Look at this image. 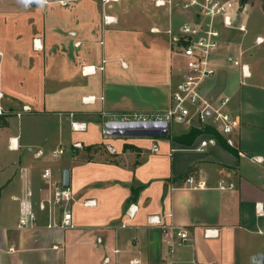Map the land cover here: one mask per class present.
<instances>
[{"label": "crops", "instance_id": "crops-1", "mask_svg": "<svg viewBox=\"0 0 264 264\" xmlns=\"http://www.w3.org/2000/svg\"><path fill=\"white\" fill-rule=\"evenodd\" d=\"M121 1L0 0V105L7 112L0 131L17 153L11 167L0 164V177L6 175L0 179V264H162L171 236L148 219L169 214L190 232L167 258L171 264H253L264 254V83L253 79L264 82V74L250 60L242 62L251 72L244 79L224 44L213 57L217 73L201 92L212 102L231 99L241 122L233 148L218 140L198 152L210 138L203 134L189 145L166 137L107 136L111 115L169 110L185 73V60L172 52L165 31L186 15L142 0L132 18L124 7L116 9ZM104 15L114 22L105 25ZM132 24L140 30L120 32ZM26 106L31 112L23 114ZM12 119L26 129L15 133ZM75 122L86 128L74 131ZM175 122L184 132L173 135L171 123V137L199 128L192 120ZM65 142L71 155L53 159ZM46 169L60 181L69 170L76 200L95 204L72 208V229H46L47 214L38 213L35 228L18 230L25 188L34 191L36 204L49 196L41 177ZM189 177L206 188L190 190ZM220 180L234 189L217 190ZM132 205L137 211L128 220Z\"/></svg>", "mask_w": 264, "mask_h": 264}, {"label": "built area", "instance_id": "built-area-1", "mask_svg": "<svg viewBox=\"0 0 264 264\" xmlns=\"http://www.w3.org/2000/svg\"><path fill=\"white\" fill-rule=\"evenodd\" d=\"M102 1L104 4H109L118 0ZM154 4L158 8H167L169 12L177 10L188 15V20L183 21L179 26H175L172 22L165 31L169 37L172 52L185 60V73L173 92L172 107L166 112L158 114L111 115L108 117V121H165L171 124L175 121L192 120L197 123L199 128H212L223 138L227 146L235 147L234 134L239 130L241 122L239 117L230 110L231 99L222 97L218 102H212L203 96L201 86L205 80L213 78L217 73L213 57L223 47L222 36L225 30L247 33L244 24L237 26L241 2L239 0H154ZM103 22L105 25H110L114 22V18L104 15ZM151 31L159 33L160 29L154 28ZM256 44L263 45L264 38L258 37ZM242 55L240 53L237 58L231 57L230 61L235 66H240L244 79H249L251 72L249 66L241 62ZM84 72H95V68H84ZM1 97L2 95H0ZM84 100L87 101L88 99ZM29 112H31V108L27 106L23 108V114ZM104 115L107 116V114ZM5 116H7V112L0 105V118ZM16 116L21 117L22 113H18ZM72 128L74 131H81L86 128V125L75 122L72 123ZM203 135L210 138L201 141L200 145L195 148L198 152H203L218 142V138L213 134L204 133ZM73 146L79 147L80 144L75 143ZM13 147L14 140H11L10 148ZM65 151V148L60 146L51 154V157L53 159L60 158L65 154ZM36 155L41 157L43 154L38 152ZM22 174H25V170L22 171ZM41 177L49 188V196L36 204L34 191L29 187L25 188L22 196L18 198L17 229L35 228L39 220L38 213L47 214L46 229L67 230L74 228L72 208L76 205L91 206L95 204V201L82 203L77 201L71 188H64L62 181L54 178L49 169L44 170ZM186 183L190 190L206 188L204 182H197L193 177H189ZM216 189L230 191L234 189V185L225 180H220ZM136 211V206L129 207L127 210L128 220L134 218ZM171 218L172 214L164 217L151 216L148 219L151 226L166 230L171 236L167 257L162 264H171L169 260L173 257L175 249L190 239V232L186 228L173 224L170 221ZM122 227L125 228L126 224H123ZM206 235L209 237L216 236L217 231L207 230ZM168 257L169 260H167Z\"/></svg>", "mask_w": 264, "mask_h": 264}, {"label": "rangeland", "instance_id": "rangeland-1", "mask_svg": "<svg viewBox=\"0 0 264 264\" xmlns=\"http://www.w3.org/2000/svg\"><path fill=\"white\" fill-rule=\"evenodd\" d=\"M141 1L142 0H122L121 3L116 6V9L122 10V7H124V9L128 13L132 14L131 17L135 18V6ZM239 1L241 2V8L237 17V26L244 24L246 26L247 33H242L237 30H225L222 36V43L225 47H229L230 51L229 54L227 53L228 56H234L237 58V51H243L244 56L243 59L241 58V62L250 60L257 61L259 71L264 74V44H256V40L258 37L264 38V0ZM185 15L187 17L186 20H188V15ZM185 15L181 14V17L185 19ZM138 27H135L132 24V26L130 27L127 26L125 29L122 28L120 32L133 33L140 30V27ZM143 30L147 32L149 31L147 25ZM235 68L241 70L240 66H235ZM253 80L257 83H264L260 78L257 79V76L254 77ZM188 125H191V123H189ZM10 127L11 130H13L15 133H18L19 128L24 130L26 129L23 121H18L16 119L11 120ZM170 130L173 135H178L184 132L183 126L181 124H178L177 122L172 123ZM187 130L188 132L190 131L189 128ZM5 134L6 130L2 129L0 131V164H5L6 166L9 165V167H11L10 162L17 155V153L8 150L5 140ZM61 146H63L66 150L63 157H69L71 155V146L67 142H65ZM5 176L6 175L2 173V177H0V179L4 178Z\"/></svg>", "mask_w": 264, "mask_h": 264}, {"label": "water", "instance_id": "water-1", "mask_svg": "<svg viewBox=\"0 0 264 264\" xmlns=\"http://www.w3.org/2000/svg\"><path fill=\"white\" fill-rule=\"evenodd\" d=\"M170 124L165 121H108L105 123V134L111 137H167ZM64 188H71L70 171L62 174ZM253 264H264V254L254 256Z\"/></svg>", "mask_w": 264, "mask_h": 264}, {"label": "trees", "instance_id": "trees-1", "mask_svg": "<svg viewBox=\"0 0 264 264\" xmlns=\"http://www.w3.org/2000/svg\"><path fill=\"white\" fill-rule=\"evenodd\" d=\"M204 133H210L213 134L214 136H216L218 138V140L223 141V138H221L212 128L207 127V128H197V127H193L190 129L189 132L182 134L180 136H176V137H171V136H167L166 138H171L173 140V142H177L180 144H184V145H189L192 142H194L200 135L204 134ZM163 138V137H162ZM225 143V142H224Z\"/></svg>", "mask_w": 264, "mask_h": 264}]
</instances>
